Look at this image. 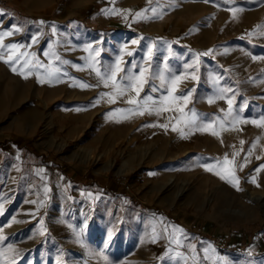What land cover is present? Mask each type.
Returning <instances> with one entry per match:
<instances>
[{
    "label": "rangeland",
    "instance_id": "rangeland-1",
    "mask_svg": "<svg viewBox=\"0 0 264 264\" xmlns=\"http://www.w3.org/2000/svg\"><path fill=\"white\" fill-rule=\"evenodd\" d=\"M11 1L30 7L42 0ZM100 3L93 1V14L96 5L107 6ZM54 13L50 6L39 19L48 23ZM33 83L5 86L0 79V264H264L247 250L264 251V191L255 192L264 190V173L253 183L249 173L233 172L235 185L215 174L227 175L221 168L204 167L234 149L238 169L247 140L220 141L211 134L214 126L196 131L184 122L197 96L207 95L180 101L184 112L167 122L160 120L163 110L148 114L147 106L142 115L114 112L135 107L125 95L85 121L66 95L48 93L43 100L32 93ZM238 230L249 236L234 245L230 234Z\"/></svg>",
    "mask_w": 264,
    "mask_h": 264
},
{
    "label": "crops",
    "instance_id": "crops-1",
    "mask_svg": "<svg viewBox=\"0 0 264 264\" xmlns=\"http://www.w3.org/2000/svg\"><path fill=\"white\" fill-rule=\"evenodd\" d=\"M68 1L62 5L56 0H42L30 7H17L11 0L10 3L0 0V13H3L0 33L13 32L0 40V53H3L0 79L5 86L14 81L16 86L22 87L33 81L32 93L41 99H46L44 95L48 93L66 95L65 101L78 105L87 121L94 110L110 104L105 98L93 106L94 98L101 92H113L112 81L105 87L97 71L105 73L118 59L125 69L136 64L150 68L157 76L179 74L181 79L174 86L176 94L195 85L192 93L207 95V98L197 96L196 107L189 108L192 104L188 107L195 108L199 123L214 126L215 136L220 141L233 142L243 136L248 142L241 156L244 167L237 169L236 156L234 163H221L222 172L234 169L233 172L249 173V181L257 180L264 173V168H260L264 165V126L251 123L264 116V27H258L264 26V0H245L238 5L228 4L232 0H118V4L117 0H105L104 9H108L109 14L102 12L104 9L99 4L95 8L98 14H93L94 0ZM100 4H104V0ZM50 6L55 13L52 20L45 23L38 14ZM112 9L119 11L112 13ZM76 10L79 15L72 16ZM138 12L142 17H136ZM14 27L19 31H13ZM105 31L108 34H104ZM9 44L20 47L9 50L6 47ZM10 56L12 61L6 63ZM14 67L16 71L12 70ZM132 70L139 72V68ZM48 73H56L57 78L50 79ZM80 84L92 87L81 88ZM153 86L161 88V80L150 79L141 93L153 94ZM223 89H230L225 94L232 95V115L240 118L235 125L229 123L232 117L226 116L227 102L216 98ZM125 96L135 98L136 93L129 89ZM209 98L214 102L209 103ZM191 110L190 116L184 117L185 121L191 118ZM177 112L184 109L173 104L170 110H163L164 118L160 120L167 122ZM186 136L188 141L192 139ZM253 142L256 147L248 155ZM234 152L230 149L221 154L219 160L223 162L227 155L232 161ZM258 168L260 170L256 171ZM250 188L253 189V185ZM249 196L258 200L262 194L249 193ZM248 236V232L242 230L230 234L234 245L238 241L243 244L241 239ZM251 246L247 249L251 257L264 261L263 249Z\"/></svg>",
    "mask_w": 264,
    "mask_h": 264
},
{
    "label": "snow or ice",
    "instance_id": "snow-or-ice-1",
    "mask_svg": "<svg viewBox=\"0 0 264 264\" xmlns=\"http://www.w3.org/2000/svg\"><path fill=\"white\" fill-rule=\"evenodd\" d=\"M206 2H209V0H206ZM119 10L112 9V13H116ZM105 14H109L108 9L102 10ZM0 15H3V13H0ZM136 17H142V13H136ZM135 19V17H134ZM258 27H264V26H258ZM13 31H19L18 28H13ZM13 32H4L0 33V40L3 39L4 36L12 35ZM133 43H137V41H133ZM9 50H15L20 47V45L17 44H9L6 46ZM151 51V50H149ZM211 52V50H209ZM209 53H204L203 55H207ZM45 55H49V53H45ZM131 55V53H129ZM3 53H0V58H2ZM59 59V57H57ZM12 61V57H9V60L6 61V63H10ZM16 62H19V59H17ZM37 63H39L37 61ZM139 68V72H135L132 69ZM13 71H16V68L14 67L12 69ZM148 72V75H145V72ZM58 72V70H57ZM118 73H123V75H119ZM23 74V73H21ZM50 79H55L56 73H48ZM97 75L100 77L101 82L104 84L105 87H108L109 80L112 81V88L113 92H101L98 94L97 97L94 98L95 104H99L101 100H104L107 98V103H115L117 99L123 97L125 93L131 89L136 93L135 98H128L125 102L129 105H135V107H129L127 109H121L116 108L113 111L117 113H126V114H132L139 112V114H144L143 111H141L142 106H147L146 110L148 111V114H153L155 112L156 115H160L161 110H170L172 108L173 104L178 105L180 101H183L187 103L189 101V98L192 95L193 90H187L186 92H183L181 94H176L175 85L177 81L181 79L179 74H176L172 77H165L163 73H161L159 76L156 75V73H153L151 69H145L143 66L132 64V67L129 69H125L121 67V62L118 59L117 62L114 65H111L105 73L101 74L99 71H97ZM157 78L161 80V88H157L155 86L152 87L151 91L153 93L161 92V95L159 97H154L148 94H145V96L141 97L140 93L144 91V85L149 82L150 79ZM195 79V77H193ZM43 82V81H41ZM98 86V85H97ZM81 88H88L92 87L91 85L87 84H80ZM230 91V89H223L221 90L220 94L216 97L217 99H225L228 104V112L226 113V116H231L232 119L229 121V123L235 125L239 122L240 118L238 115H232L233 114V100L226 97L225 93ZM167 102V103H166ZM209 103H213L214 100L212 98H209ZM242 111V109H241ZM113 113H108L109 116H111ZM199 117L198 114L195 113V110H191V118L186 120V126L189 127L192 130L196 131H202L205 130V128H211V124L209 125H203L198 122ZM255 126L261 127L264 126V116H261L259 120L253 119L251 121ZM148 127L157 126V125H145ZM160 127H163L167 129V124H160L158 125ZM173 131H176L175 128H173ZM212 135H217V132L215 130L211 131ZM181 136H184V133H181ZM259 138H257L258 140ZM242 145L244 144V141L240 142ZM256 147V143L253 142L252 145L248 149V155H251L253 149ZM239 155L238 152L233 153V160L229 161L227 155H225L223 162H221L219 159L216 160L215 164H205V170L206 171H213L215 167H219L221 163L223 164H229L235 162V157ZM259 159V157H258ZM245 161H247V155L245 156ZM244 167L243 164L240 165V168L242 169ZM260 168H264V165H261ZM260 168H258L256 171H259ZM227 175L221 174L220 172H216L215 174L220 177L221 180L227 179L229 183H234L235 185H238V178L234 176L232 173L234 169H226ZM251 182H255L253 179ZM222 260V258H221Z\"/></svg>",
    "mask_w": 264,
    "mask_h": 264
},
{
    "label": "bare ground",
    "instance_id": "bare-ground-1",
    "mask_svg": "<svg viewBox=\"0 0 264 264\" xmlns=\"http://www.w3.org/2000/svg\"><path fill=\"white\" fill-rule=\"evenodd\" d=\"M51 126H52V118H51V116H49V118H48V120H47V125L45 126V132H47V133H49V137L51 136L50 135V133H51ZM229 130V129H228ZM229 135V134H228ZM62 147V144H59V146H58V148H61ZM88 157H87V160H88V158H90V157H92L91 155H87ZM98 158L99 157H97V158H95L94 160L96 161V160H98ZM131 159V157H127V158H125L122 162H121V164L118 166V167H116V172L117 173H123L124 172V169H125V166L126 165H128V163H129V160ZM85 160H86V158H85ZM110 166H111V161H108V163L104 166V167H102V169L104 170V171H108V169L110 168Z\"/></svg>",
    "mask_w": 264,
    "mask_h": 264
},
{
    "label": "built area",
    "instance_id": "built-area-1",
    "mask_svg": "<svg viewBox=\"0 0 264 264\" xmlns=\"http://www.w3.org/2000/svg\"><path fill=\"white\" fill-rule=\"evenodd\" d=\"M259 238L264 242V230L260 232ZM205 264H209V263L205 262Z\"/></svg>",
    "mask_w": 264,
    "mask_h": 264
}]
</instances>
